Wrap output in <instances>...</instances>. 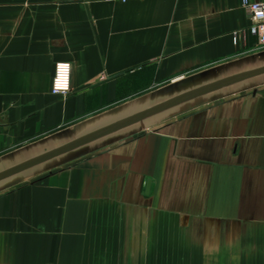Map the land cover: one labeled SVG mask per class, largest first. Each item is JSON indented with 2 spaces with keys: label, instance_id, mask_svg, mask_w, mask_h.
<instances>
[{
  "label": "crops",
  "instance_id": "crops-1",
  "mask_svg": "<svg viewBox=\"0 0 264 264\" xmlns=\"http://www.w3.org/2000/svg\"><path fill=\"white\" fill-rule=\"evenodd\" d=\"M248 25L241 0H0V264H264Z\"/></svg>",
  "mask_w": 264,
  "mask_h": 264
},
{
  "label": "built area",
  "instance_id": "built-area-1",
  "mask_svg": "<svg viewBox=\"0 0 264 264\" xmlns=\"http://www.w3.org/2000/svg\"><path fill=\"white\" fill-rule=\"evenodd\" d=\"M241 7L249 17V25L245 29L231 31V41L235 44L244 32L253 35L257 45H264V0H241ZM70 66L67 62H57L53 67L49 92L54 95L64 96L69 88Z\"/></svg>",
  "mask_w": 264,
  "mask_h": 264
},
{
  "label": "water",
  "instance_id": "water-1",
  "mask_svg": "<svg viewBox=\"0 0 264 264\" xmlns=\"http://www.w3.org/2000/svg\"><path fill=\"white\" fill-rule=\"evenodd\" d=\"M186 96H187V95H183V96L177 97V98H175V99H173V100L167 102L166 104H164V105H162V106L169 105V104H171V103H173V102H175V101H177V100H179V99H182V98H184V97H186ZM146 113H147V112H145V113H141V114L137 115V116L134 117V118H137V117L141 116L142 114H146ZM132 119H133V118H132ZM89 137H90V136L85 137V138H83V139H80V140H78V141H76V142H74V143H71V144L66 145V146H64V147H61V148H59V149H56V150H54V151H52V152H50V153H48V154H46V155H43V157L48 156L49 154H53V153H55V152H57V151L63 150V149H65V148H67V147H69V146H71V145H73V144H76V143H78V142H81V141H83V140H85V139H87V138H89ZM41 158H42V156H41L39 159H41Z\"/></svg>",
  "mask_w": 264,
  "mask_h": 264
},
{
  "label": "clouds",
  "instance_id": "clouds-1",
  "mask_svg": "<svg viewBox=\"0 0 264 264\" xmlns=\"http://www.w3.org/2000/svg\"><path fill=\"white\" fill-rule=\"evenodd\" d=\"M260 15H264V13H260Z\"/></svg>",
  "mask_w": 264,
  "mask_h": 264
}]
</instances>
